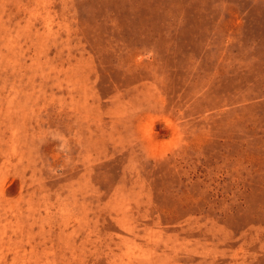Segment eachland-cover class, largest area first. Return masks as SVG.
Segmentation results:
<instances>
[{
	"label": "rangeland",
	"instance_id": "1",
	"mask_svg": "<svg viewBox=\"0 0 264 264\" xmlns=\"http://www.w3.org/2000/svg\"><path fill=\"white\" fill-rule=\"evenodd\" d=\"M0 264H264V0H0Z\"/></svg>",
	"mask_w": 264,
	"mask_h": 264
}]
</instances>
